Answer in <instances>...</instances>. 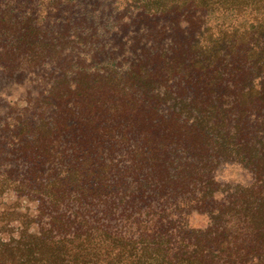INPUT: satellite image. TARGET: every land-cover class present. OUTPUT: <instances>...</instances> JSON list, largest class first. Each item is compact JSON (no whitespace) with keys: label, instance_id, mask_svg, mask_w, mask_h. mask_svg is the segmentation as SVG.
<instances>
[{"label":"trees","instance_id":"16d2710c","mask_svg":"<svg viewBox=\"0 0 264 264\" xmlns=\"http://www.w3.org/2000/svg\"><path fill=\"white\" fill-rule=\"evenodd\" d=\"M80 1L0 0V264H264V0Z\"/></svg>","mask_w":264,"mask_h":264},{"label":"rangeland","instance_id":"374dc122","mask_svg":"<svg viewBox=\"0 0 264 264\" xmlns=\"http://www.w3.org/2000/svg\"><path fill=\"white\" fill-rule=\"evenodd\" d=\"M80 4H86L88 11L96 16V19L99 20V15L100 12L103 10V8H100V10H95L94 4L91 2V0H81L79 2ZM98 9V8H96ZM93 17V16H92ZM7 94V98L9 97L10 100H15V97H20L22 95V90L17 93V88H9L7 91H5ZM4 92V93H5ZM0 95H2L0 93ZM218 171V176L220 181L222 182L223 185L225 186H237V185H248L252 183V176L251 174L242 166L234 164V163H227L225 165H222L219 167ZM31 207L32 210H35V204L34 203H28L27 201H23L20 204V201H18L14 194H12L11 191H2L0 190V217L3 215L4 212L6 211H11L12 209H21L24 210V207ZM24 208V209H23ZM25 211V210H24ZM23 211V212H24ZM0 218V222H1ZM5 221V219H4ZM192 226H204L207 223V218L202 217V216H194L190 220ZM3 224V221L2 223ZM0 224V225H1ZM15 227V226H13ZM14 228L10 226H3L0 229V235L3 237L5 236L6 238L10 237L13 233Z\"/></svg>","mask_w":264,"mask_h":264}]
</instances>
